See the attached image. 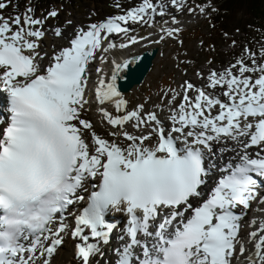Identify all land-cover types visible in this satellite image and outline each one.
<instances>
[{"label":"snow or ice","instance_id":"6c2138e0","mask_svg":"<svg viewBox=\"0 0 264 264\" xmlns=\"http://www.w3.org/2000/svg\"><path fill=\"white\" fill-rule=\"evenodd\" d=\"M11 3L0 0V10ZM115 6L122 14L81 27L52 55L40 41L58 11L0 12V95L9 105L0 117V264H52L65 237L80 241L75 255L91 264L114 231L113 211L127 216L116 264H264V216L245 220L250 210L264 214V49L211 70L203 86L169 89L166 118L129 108L118 81L137 58L113 59L110 74L90 66L140 43L145 37L111 38L151 26L169 7ZM161 31L155 43L180 30ZM93 104L112 139L86 118ZM228 142L239 150L217 148ZM225 150L236 155L221 163ZM244 224L253 228L246 237Z\"/></svg>","mask_w":264,"mask_h":264},{"label":"rangeland","instance_id":"374dc122","mask_svg":"<svg viewBox=\"0 0 264 264\" xmlns=\"http://www.w3.org/2000/svg\"><path fill=\"white\" fill-rule=\"evenodd\" d=\"M46 1L43 4V1L39 0H12L6 11L10 15L17 12L23 14L26 8L31 6L37 12V15H44L46 12L56 10L60 12L58 18L61 23H68L67 21L74 20V26L90 21L92 18L94 21H97L102 20L107 15L117 13L115 11L116 0H98L94 4L85 3L79 6L67 4L62 0ZM125 1L128 4L131 1L138 2V0ZM193 1L187 0V6L184 7L183 11H179V8L174 9L175 12L185 13L184 16H179L181 19L177 22L174 19L171 21L174 24H178V29L180 30L178 36L176 38H166L162 41L167 43V46L163 53V58L158 62H154L153 72L149 76L151 78L147 82L145 81L140 88L135 89L130 94H125L124 98L128 101L129 108H135L139 104H144L145 109L167 115V110H165L164 106L168 104V100L165 98L161 102V96L165 92H168L169 89L180 90V86L186 81L199 83L201 75L198 74L204 75L203 73H209L213 69L224 70L225 66L235 62L242 54H246V49H251L257 55L261 49H264V39H261L263 36L254 27L246 26L245 28L242 23L244 20L243 14L238 15L237 19H239V22L234 26L231 37L221 40L219 32L215 28L211 29L208 17H206L209 14L207 10H211L212 12L215 8V0H201L203 3H199V5ZM200 7H204L205 11L201 12ZM190 8L194 9V11H189ZM0 12H3V10H0ZM176 16L174 15V17ZM52 26L55 25L52 24ZM227 39L235 41V43L226 44ZM179 41H182V43H179ZM210 43H214L216 46H210ZM127 49L116 55L120 57L121 54L129 55L136 52L131 47ZM168 54H172L169 60L166 57ZM175 58H177V61H175ZM111 61L112 59H109V68L111 67ZM107 70L108 68H106ZM158 104L161 105L160 109L155 107ZM107 109L115 114L113 106H108ZM90 115L92 118H96L97 123H103L101 114L96 112V110H93ZM97 126L100 127L99 124ZM108 126L106 124V127ZM129 131L134 130L129 128ZM243 231L246 234L249 232V227H243ZM67 245H65V248L64 246L61 248L66 250L68 248ZM113 251L110 252V250L106 249L105 256L101 257L102 264H106L105 261L114 254ZM62 253H56L52 264L60 261ZM97 260L98 256L96 262Z\"/></svg>","mask_w":264,"mask_h":264},{"label":"trees","instance_id":"16d2710c","mask_svg":"<svg viewBox=\"0 0 264 264\" xmlns=\"http://www.w3.org/2000/svg\"><path fill=\"white\" fill-rule=\"evenodd\" d=\"M43 3L47 2L46 0ZM75 6L85 3H94L98 0H62ZM217 11L212 15L211 23L219 32H230L234 29L239 14H243L244 26L256 27L259 31L264 32V0H217Z\"/></svg>","mask_w":264,"mask_h":264},{"label":"bare ground","instance_id":"6f19581e","mask_svg":"<svg viewBox=\"0 0 264 264\" xmlns=\"http://www.w3.org/2000/svg\"><path fill=\"white\" fill-rule=\"evenodd\" d=\"M158 20H160L159 18H158ZM163 33H161V35H162ZM140 37H145V39L144 40H142V41H140V42H145L142 46H137V45H135L134 47H131V48H133L132 50H136V51H142V50H147V49H149L150 47H153V46H155V47H158L159 48V55H158V57H154V59L153 60H155V61H160L162 58H163V53H164V51H165V48H166V46H167V43H165V42H159V43H155L154 41H157L158 40V36H152V35H149V34H147V35H145V36H140ZM139 38V37H138ZM48 40L50 41V40H52V38L51 37H47L46 38V40H45V42L47 43V44H49L48 43ZM53 40L54 41H56V42H59V43H61V42H63V40L64 39H61V40H58V39H55V38H53ZM45 42H44V46H45ZM180 43V42H179ZM50 45V44H49ZM44 46H42V47H44ZM44 49V48H43ZM134 53V52H133ZM132 53V54H133ZM132 54H129L128 55V57H130ZM171 55L172 54H168L166 57H167V59L169 60L170 59V57H171ZM141 56V55H140ZM140 56H137V57H140ZM122 57H127V55H123ZM121 56L120 57H118L116 54H109V55H107V58H108V62H109V59H115V60H117L118 62H120V59L122 58ZM173 57V56H172ZM175 61H177V58H175ZM233 71H235V69H233ZM107 72H109V74H110V72H111V67L110 68H108V70H107ZM153 71L151 70V71H147V72H145V71H143L142 73H141V76H140V84H138L137 86H135L136 88H140L141 86H142V84L146 81H148L151 77H149L150 75H151V73H152ZM205 75H208V73H206ZM135 87H133L131 90H133ZM123 94V93H122ZM124 96H125V94H124ZM107 105V104H106ZM103 107H105V105L103 106ZM96 108V107H95ZM230 144H232L231 142H230ZM229 144V145H230ZM228 145V146H229ZM220 157H225L226 159H230L231 157H233V156H235V152H232V151H227V150H225V151H223L220 155H219ZM260 216H264V214H262V213H259V212H257V214H256V216L255 217H260ZM253 230V228L251 229V231ZM251 231H249V232H251ZM249 232H247V234L249 233ZM247 234L245 235V237L247 236ZM123 236V231L121 230L120 231V233H119V237H120V239H121V237ZM64 241H69L68 243H66L65 245H67L68 246V248L66 249V250H63L62 248H63V246H61L62 248L59 250V253H61V252H63L62 253V255H61V258H60V261H58V262H56V264H81V261L79 260V258L75 255V252H76V247H75V242H76V240H73L72 238H70V237H65V240ZM79 241V240H78ZM123 241V239H121V242ZM113 242V236H112V233H111V235H110V240H109V242L107 243V244H104V245H102L101 246V252H100V254H98V255H96V256H98V260H97V263L98 264H102V255L105 253V251H106V249H108V246L111 244ZM70 243V244H69ZM65 245H64V248H65ZM61 251V252H60ZM56 257V255L55 256H53L52 258L54 259ZM115 259H117V256H115ZM116 263V261H114L112 264H115ZM109 264H110V258H109Z\"/></svg>","mask_w":264,"mask_h":264},{"label":"water","instance_id":"95a60500","mask_svg":"<svg viewBox=\"0 0 264 264\" xmlns=\"http://www.w3.org/2000/svg\"><path fill=\"white\" fill-rule=\"evenodd\" d=\"M157 49L146 51L140 57H137V62L130 66L126 73L122 74V78L118 81L120 90L122 92H128L134 86L140 84V76L143 71L150 70L153 59L157 54Z\"/></svg>","mask_w":264,"mask_h":264}]
</instances>
